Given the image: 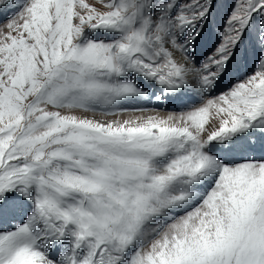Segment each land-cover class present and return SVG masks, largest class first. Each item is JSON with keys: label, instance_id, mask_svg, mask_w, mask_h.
Returning a JSON list of instances; mask_svg holds the SVG:
<instances>
[{"label": "snow or ice", "instance_id": "6c2138e0", "mask_svg": "<svg viewBox=\"0 0 264 264\" xmlns=\"http://www.w3.org/2000/svg\"><path fill=\"white\" fill-rule=\"evenodd\" d=\"M0 15V264H264V0Z\"/></svg>", "mask_w": 264, "mask_h": 264}, {"label": "rangeland", "instance_id": "374dc122", "mask_svg": "<svg viewBox=\"0 0 264 264\" xmlns=\"http://www.w3.org/2000/svg\"><path fill=\"white\" fill-rule=\"evenodd\" d=\"M10 14H11L10 12L7 13V15H10ZM5 18H6L5 15H0V23H3L5 21ZM178 58H179V56H178ZM99 118H101V119H107L108 117H99Z\"/></svg>", "mask_w": 264, "mask_h": 264}]
</instances>
